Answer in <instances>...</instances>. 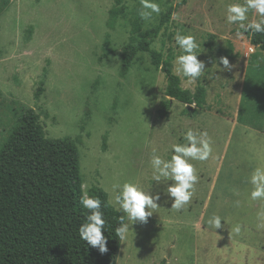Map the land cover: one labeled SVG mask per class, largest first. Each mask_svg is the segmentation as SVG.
<instances>
[{
  "label": "rangeland",
  "instance_id": "rangeland-1",
  "mask_svg": "<svg viewBox=\"0 0 264 264\" xmlns=\"http://www.w3.org/2000/svg\"><path fill=\"white\" fill-rule=\"evenodd\" d=\"M181 1L158 0L161 13L145 22L137 14L139 0H0V264H264V229L256 228L264 201L249 198L248 183L264 163V133L257 130L264 131V51L247 34L238 38V25L226 23L232 0L179 6ZM171 7L175 18L152 49L162 51L174 69L181 54L176 32L195 35L205 50L198 59L208 72L189 84L174 71L185 88L204 89L206 97L189 113L172 100L167 117L159 113L170 99L163 70L139 52L124 72L122 53ZM221 56L234 67L217 71L222 79L209 80ZM188 127L208 132L213 155L193 162L199 182L191 203L178 212L164 186L151 179L150 155L156 149L171 159L170 146L184 142L180 132ZM51 142H61L62 149L51 150ZM75 144L83 194L93 196L95 186L108 193L102 204L110 225L104 254L79 238L88 210L66 192L68 182L66 190L60 187L65 166L53 153L74 158ZM37 147H44L40 165L31 152ZM75 167L76 162L69 170ZM126 181L153 184L161 199L146 224L130 226L125 242L115 235L123 213L110 201L113 186ZM213 213L230 225L207 227ZM236 224L239 234L232 231Z\"/></svg>",
  "mask_w": 264,
  "mask_h": 264
},
{
  "label": "clouds",
  "instance_id": "clouds-1",
  "mask_svg": "<svg viewBox=\"0 0 264 264\" xmlns=\"http://www.w3.org/2000/svg\"><path fill=\"white\" fill-rule=\"evenodd\" d=\"M139 3L137 14L145 22L152 21L154 16H158L162 11L158 0H139ZM250 13L258 18L250 19ZM225 20L229 25L239 26L241 31H238L236 36L241 40L245 34L252 36L264 34V0H232L226 5ZM174 40L181 54L175 58L173 70L182 74L187 83L194 84L208 72L206 62L198 59L205 50H201L200 41L192 34L184 35L177 31ZM114 59L118 60V57ZM233 67L228 57L221 56L213 62L211 69L214 71L208 73V79L220 80L222 77L216 75L217 71H231ZM192 106L195 107V104ZM180 135L184 142L173 143L170 146L171 159H165L156 149H153L150 155L151 179L157 187L164 186L162 191L172 201L171 209L178 212L186 210V206L191 203L199 182V174L193 162L209 160L213 155L214 143L206 130L188 127L186 131L182 130ZM248 183L251 186L249 198L252 201H264V163L254 168ZM113 193L110 202L118 213H123L119 215V226L115 229V235L119 241L126 242L132 231L131 225L138 222L146 224L148 218L157 213L160 208L161 191H154L153 184L146 187L135 181H126L122 185H114ZM80 203L88 213L85 222L79 226V238L87 245L97 248L101 254L107 253L109 236L105 235V232L109 233L110 225L102 210L104 202L99 197L85 194L81 197ZM235 205L239 207L241 201L236 200ZM222 221L230 225L226 217L213 213L207 219V227L217 231L224 227ZM256 228L264 229V209L257 213ZM232 231L239 234L241 225L236 224Z\"/></svg>",
  "mask_w": 264,
  "mask_h": 264
},
{
  "label": "trees",
  "instance_id": "trees-1",
  "mask_svg": "<svg viewBox=\"0 0 264 264\" xmlns=\"http://www.w3.org/2000/svg\"><path fill=\"white\" fill-rule=\"evenodd\" d=\"M189 0H182L179 3L180 5H185ZM120 2V0H119ZM3 8V7H2ZM175 8L171 7L169 10H167L161 17L160 21L157 25L152 27L149 30L143 31L140 34L139 39L135 44H130L124 46L123 53H122V69L124 72L130 71L132 67V63L139 52H146L150 56L151 63L156 66L160 67L163 72L165 73L167 77V89L166 93L170 97V99L162 104V108L159 110V113L163 116H169L170 108L172 107V100H178L184 104H198L202 105L205 101L206 97V91L204 89H200L197 92H193L192 90L185 88L183 86L182 78L174 73L172 62L168 59H164L163 52L160 50L152 49V43L160 36L162 30L168 26L170 23L173 12ZM0 9V13H1ZM118 12H121L119 8H115L113 10V14L117 15ZM247 36L250 39V42L253 46H256L260 48L262 51H264V34H256L255 36H252L250 34H247ZM44 91V89L41 87L38 91V94L40 95L41 92ZM2 90L0 89V95H2ZM187 110V109H186ZM24 126L19 127L18 129L13 131V134L9 137V142L7 143V147L10 146L11 142L15 141V138L18 134V131L22 129ZM14 138V139H13ZM69 142H73L72 140L68 139ZM31 142V141H29ZM75 143V141L73 142ZM51 150L62 149V143L61 142H51ZM70 147V145L68 146ZM44 147H37L35 150L31 151L33 154L32 156L35 157V160L39 163V165L42 162L41 158V152L43 151ZM74 158H70L68 160L67 154L60 152V153H53L55 155L59 154L60 158L63 161V166H65V170H62L63 178L60 180V187L64 186L66 182H68V188L69 190H66L65 187H63L61 190L66 192H71V196L73 197V200L76 201L77 206L81 209L84 208L81 203V197L85 194H83L82 189V175L79 168V152L77 145L74 146ZM57 161H52L50 163V166L54 167L56 166ZM76 162V167L72 170H69V165H72ZM66 174V175H65ZM96 188H93L91 191L93 193V196H98L105 202L108 203V193L101 187L95 186ZM64 189V190H63Z\"/></svg>",
  "mask_w": 264,
  "mask_h": 264
},
{
  "label": "crops",
  "instance_id": "crops-1",
  "mask_svg": "<svg viewBox=\"0 0 264 264\" xmlns=\"http://www.w3.org/2000/svg\"><path fill=\"white\" fill-rule=\"evenodd\" d=\"M254 47H256V46H254ZM256 48H257V47H256ZM252 49H254V48L252 47ZM182 81H183V80H182ZM183 86H184V85H183ZM188 89H189V88H188ZM190 90H191V89H190ZM173 101L175 102V99H173ZM181 103H182V102H181ZM183 104H184V103H183ZM196 105H198V104H196ZM185 106H186V109H187V104H185ZM193 109H194V108H193ZM193 109H192V110H193ZM192 110H189L188 113L191 112ZM189 116H190V118H188ZM183 118H184V117H183ZM192 118H193V116L190 114V115H188L187 118H185V119H187V120H191ZM257 130H259V131H261V132L264 133V131H262L261 129H257Z\"/></svg>",
  "mask_w": 264,
  "mask_h": 264
},
{
  "label": "water",
  "instance_id": "water-1",
  "mask_svg": "<svg viewBox=\"0 0 264 264\" xmlns=\"http://www.w3.org/2000/svg\"><path fill=\"white\" fill-rule=\"evenodd\" d=\"M192 105H193V104H188V105H187V109H188V110H192V109L194 108Z\"/></svg>",
  "mask_w": 264,
  "mask_h": 264
}]
</instances>
